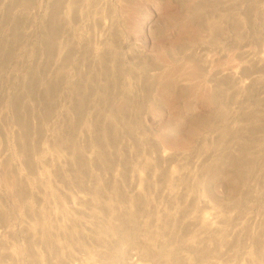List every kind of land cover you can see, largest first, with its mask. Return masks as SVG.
Wrapping results in <instances>:
<instances>
[{
  "label": "rangeland",
  "instance_id": "374dc122",
  "mask_svg": "<svg viewBox=\"0 0 264 264\" xmlns=\"http://www.w3.org/2000/svg\"><path fill=\"white\" fill-rule=\"evenodd\" d=\"M68 1L0 0V264L264 254V0Z\"/></svg>",
  "mask_w": 264,
  "mask_h": 264
},
{
  "label": "bare ground",
  "instance_id": "6f19581e",
  "mask_svg": "<svg viewBox=\"0 0 264 264\" xmlns=\"http://www.w3.org/2000/svg\"><path fill=\"white\" fill-rule=\"evenodd\" d=\"M74 1L75 0H69L68 1L67 7H66V11L64 10L65 11V13H64L65 16H68L69 13H71L72 15H74V13L78 10L77 9V10H75V12H73V9H75L77 7L71 8L73 6L72 4H73ZM83 9H81V10H83ZM69 11H72L73 13L72 12H69ZM82 13H84V12H81V14ZM95 19H96L95 21H98L97 18H95ZM100 25H101V23H100ZM27 160H26V162H29V159H27ZM30 162H31V160H30ZM31 168L33 169V167H31ZM171 174H173V173L171 172ZM171 178H173V176ZM173 192L174 191L172 190V188L170 186L165 191V193H167L166 195L168 197H171V198H172V194L175 193V192L174 193ZM73 202H75V201H73ZM76 207H74V209ZM215 219L216 218L213 217V216H211L210 214H204V215H201V216L197 217L196 219L194 217L191 218V219H188V221H194L195 224H197L196 225L197 228H198L197 232H201L202 234H205L206 236H211V235L217 236V234H218L217 232H219V228L220 227L217 224L218 222ZM190 239H192V238H190ZM193 239H194V237H193ZM108 243H109V246H110L113 242H111V244H110V242H108ZM134 243H133V245H136V243H139V242H136L135 244ZM238 243H240V242H195V240H190L188 242H183L182 244L178 243V244L175 245V243L172 244V242H140L139 245L137 244L138 245V248H137V251L138 252H136V253H138L140 255V257L137 258L138 260L137 259L136 260L138 262L140 260H142V262L143 261L144 262L145 261L146 262L148 261L149 264H223L224 261L227 263L226 260H224L222 262L223 256L225 257L226 256V253L228 251L227 249H230L231 250L232 249L231 247L232 246L234 247V245H237ZM242 244H243V242H242ZM244 244L247 245V243H244ZM254 244L256 245V244H259V243L258 242L255 243L254 242ZM260 244H259V246H260ZM240 245H241V243H240ZM246 245H245V247H246ZM248 246L249 245H247V247ZM251 246H252V242H251ZM112 247H110V248H112ZM247 247H246V249H247ZM254 247H250V251ZM262 247H260V250L258 248L257 251L264 252V251H261V248ZM135 248H134L133 252L136 250ZM243 249L244 248H242V252L244 251ZM246 249H245V251H246ZM225 250H227V251L225 252ZM233 250L235 251V248ZM234 251L232 252V254L233 255H236V253L234 254ZM250 251H247L245 253L246 256H244V257H246L245 259L248 262V264H264V254H262V255L259 254L258 256L255 257V256H252L253 253L250 252ZM228 252H230V251H228ZM254 253H256V252H254ZM258 253H256V254H258ZM245 254L243 253L242 255H245ZM132 255H133L132 256V258H133L134 257V253ZM233 255L231 256V253H230V255H227V256H229V257L231 256L233 258ZM239 255L240 254H238V257H239ZM242 255H240V256H242ZM136 257H137V254H136ZM231 257H230V260L229 261H231ZM244 257H243V259H244ZM130 258H131V256H130ZM225 258H228V257H225ZM225 258H223V259H225ZM239 258H241V257H239ZM245 259L242 260V262H241L240 261L241 259L238 260V258H237V261H240L237 264H247V262L245 261ZM237 261H235V263ZM87 262L88 263L91 262V258H90V261H87ZM142 262L140 264H142ZM92 263H93V261H92ZM136 264H138V263H136ZM145 264H147V263H145Z\"/></svg>",
  "mask_w": 264,
  "mask_h": 264
}]
</instances>
